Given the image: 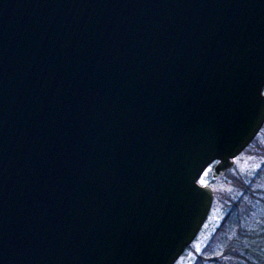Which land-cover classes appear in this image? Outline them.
I'll return each mask as SVG.
<instances>
[{
  "label": "water",
  "instance_id": "water-1",
  "mask_svg": "<svg viewBox=\"0 0 264 264\" xmlns=\"http://www.w3.org/2000/svg\"><path fill=\"white\" fill-rule=\"evenodd\" d=\"M264 125V0H0V264H175Z\"/></svg>",
  "mask_w": 264,
  "mask_h": 264
},
{
  "label": "trees",
  "instance_id": "trees-1",
  "mask_svg": "<svg viewBox=\"0 0 264 264\" xmlns=\"http://www.w3.org/2000/svg\"><path fill=\"white\" fill-rule=\"evenodd\" d=\"M260 168H264V160ZM241 187V194L227 204L221 225L195 264H264V169Z\"/></svg>",
  "mask_w": 264,
  "mask_h": 264
},
{
  "label": "rangeland",
  "instance_id": "rangeland-1",
  "mask_svg": "<svg viewBox=\"0 0 264 264\" xmlns=\"http://www.w3.org/2000/svg\"><path fill=\"white\" fill-rule=\"evenodd\" d=\"M264 127L256 139L235 159V164L221 178H213L210 168L202 177L201 184H209L214 192V200L210 214L204 223L196 239L188 247L186 252L179 258L176 264H195L201 254H204L209 239L216 229L221 225L226 206L233 197H238L243 188L241 187L250 176L254 175L263 164ZM262 153V154H261ZM232 198V199H231Z\"/></svg>",
  "mask_w": 264,
  "mask_h": 264
}]
</instances>
